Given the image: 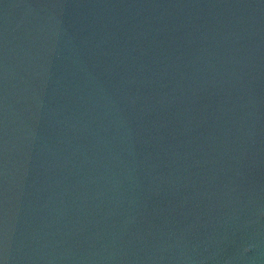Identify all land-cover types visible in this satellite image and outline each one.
<instances>
[{
  "label": "water",
  "instance_id": "1",
  "mask_svg": "<svg viewBox=\"0 0 264 264\" xmlns=\"http://www.w3.org/2000/svg\"><path fill=\"white\" fill-rule=\"evenodd\" d=\"M0 264H264V0H0Z\"/></svg>",
  "mask_w": 264,
  "mask_h": 264
}]
</instances>
